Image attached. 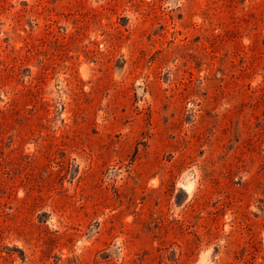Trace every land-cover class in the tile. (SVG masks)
<instances>
[{
	"label": "rangeland",
	"instance_id": "1",
	"mask_svg": "<svg viewBox=\"0 0 264 264\" xmlns=\"http://www.w3.org/2000/svg\"><path fill=\"white\" fill-rule=\"evenodd\" d=\"M0 264H264V0H0Z\"/></svg>",
	"mask_w": 264,
	"mask_h": 264
}]
</instances>
